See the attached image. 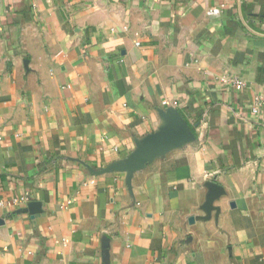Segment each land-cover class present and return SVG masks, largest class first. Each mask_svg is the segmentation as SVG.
Here are the masks:
<instances>
[{"label": "crops", "instance_id": "crops-1", "mask_svg": "<svg viewBox=\"0 0 264 264\" xmlns=\"http://www.w3.org/2000/svg\"><path fill=\"white\" fill-rule=\"evenodd\" d=\"M168 109L193 143L94 174ZM0 222V264H264V0H0Z\"/></svg>", "mask_w": 264, "mask_h": 264}, {"label": "water", "instance_id": "water-1", "mask_svg": "<svg viewBox=\"0 0 264 264\" xmlns=\"http://www.w3.org/2000/svg\"><path fill=\"white\" fill-rule=\"evenodd\" d=\"M161 117L164 121L163 126L157 132L147 135L138 142L136 150L127 159L116 162L102 170L93 171L94 174H126L127 183L131 185L135 173L143 170L155 159L196 140L194 131L178 110L168 109L163 111ZM209 189L210 192L205 205L207 211L213 209L212 203L222 194V188L215 183L209 184Z\"/></svg>", "mask_w": 264, "mask_h": 264}, {"label": "built area", "instance_id": "built-area-1", "mask_svg": "<svg viewBox=\"0 0 264 264\" xmlns=\"http://www.w3.org/2000/svg\"><path fill=\"white\" fill-rule=\"evenodd\" d=\"M232 83H233V86L237 89V90H240L244 87V82L239 79V78H234L232 80Z\"/></svg>", "mask_w": 264, "mask_h": 264}]
</instances>
